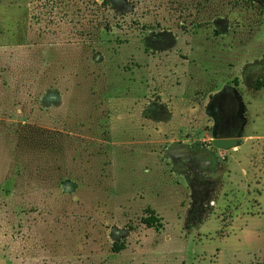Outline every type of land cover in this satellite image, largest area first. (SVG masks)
Returning a JSON list of instances; mask_svg holds the SVG:
<instances>
[{"label":"rangeland","instance_id":"1","mask_svg":"<svg viewBox=\"0 0 264 264\" xmlns=\"http://www.w3.org/2000/svg\"><path fill=\"white\" fill-rule=\"evenodd\" d=\"M261 78L264 0H0V264H264Z\"/></svg>","mask_w":264,"mask_h":264},{"label":"trees","instance_id":"2","mask_svg":"<svg viewBox=\"0 0 264 264\" xmlns=\"http://www.w3.org/2000/svg\"><path fill=\"white\" fill-rule=\"evenodd\" d=\"M264 86V80L261 78L257 80V89H260ZM233 90V88H230ZM238 100H235L237 105H240L241 101L239 100V97L237 98ZM231 107V106H230ZM221 109L219 108L220 112ZM232 111V110H231ZM213 131V136L214 137H241L242 136V129H235V130H223L222 132L219 130H216L215 128L212 130ZM221 132V133H220ZM142 223L148 227V228H153L155 231H159L163 227L162 223V218L159 217L155 211L150 208L149 206L145 207L144 209V216L142 218ZM125 248L124 242L120 243H114L112 246V251L113 252H119L120 250Z\"/></svg>","mask_w":264,"mask_h":264},{"label":"flooded vegetation","instance_id":"3","mask_svg":"<svg viewBox=\"0 0 264 264\" xmlns=\"http://www.w3.org/2000/svg\"><path fill=\"white\" fill-rule=\"evenodd\" d=\"M238 95L236 93V91L231 90V89H226L223 90L220 94H218L217 96H214L212 98V100L215 103V109L218 111V109L220 108L221 111L217 113V120L214 122V125H222V124H230L229 123V114L227 116V114L223 111H227V109L230 106H234L237 105V103L235 100H238ZM239 115V114H237ZM227 116V118H226ZM240 116V115H239ZM230 130V129H229Z\"/></svg>","mask_w":264,"mask_h":264},{"label":"water","instance_id":"4","mask_svg":"<svg viewBox=\"0 0 264 264\" xmlns=\"http://www.w3.org/2000/svg\"><path fill=\"white\" fill-rule=\"evenodd\" d=\"M211 145L218 150H226L237 145L239 137H214Z\"/></svg>","mask_w":264,"mask_h":264},{"label":"crops","instance_id":"5","mask_svg":"<svg viewBox=\"0 0 264 264\" xmlns=\"http://www.w3.org/2000/svg\"><path fill=\"white\" fill-rule=\"evenodd\" d=\"M211 137H212V136H211ZM211 137H210V138H211ZM207 164L209 165V162H208Z\"/></svg>","mask_w":264,"mask_h":264}]
</instances>
